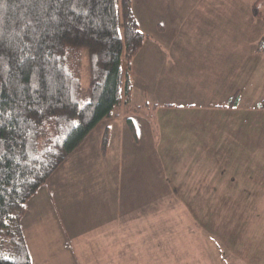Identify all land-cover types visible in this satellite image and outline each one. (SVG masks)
<instances>
[{
	"label": "rangeland",
	"instance_id": "1",
	"mask_svg": "<svg viewBox=\"0 0 264 264\" xmlns=\"http://www.w3.org/2000/svg\"><path fill=\"white\" fill-rule=\"evenodd\" d=\"M138 1L140 5L137 8L141 6L144 13L158 14L162 11L173 12L180 0H133V3L137 5ZM187 1L189 3L182 6L186 7L189 13H215L217 8L220 24L225 23L217 35L220 45H246L251 49V91L240 106L245 110L243 116L235 117V120L238 117V121L248 119L249 144L247 141L244 146L227 149L231 153L236 151L239 159H234L235 164L224 166L226 173L223 172L231 175L236 171H245L246 168L250 171L240 177V181L244 180V187L247 188L244 189V194L217 197V202L216 197H212L211 203V197L154 195L149 197L148 205L146 197L138 193L126 194L132 186L136 190L148 187L155 192L164 188L178 192L177 188L181 182L176 179L179 172L183 171L182 177H189L195 173L196 165L188 164L184 167L183 164H164L158 163L157 160L153 163L152 149L147 142H143L141 146H132V139H154L160 130L159 112L163 116L162 110L155 112L150 110L152 108H146L139 112V108L135 107L130 109L134 111L118 108L119 116L123 120L129 116L135 119L133 121L137 137L134 138L129 125L125 120L121 122V119H114L115 125H111L113 130L106 126L107 123H112L109 120H104L96 127L83 146L74 153L71 161L68 157L38 194L28 201L29 212L24 216L22 224L30 235L29 238H32L29 226L33 221L43 223L41 234L44 230L45 242H53L56 236L64 234L69 237L70 243L75 237L101 238L105 236L104 223H115L120 203L123 207L122 218L125 221L132 218V206L135 213L139 210L147 211L149 218L153 214L154 241L149 247L155 248V259H149V264H196L199 259L202 264H212V259H215L214 264H245L237 256L242 255V252L234 253L229 250L233 245H224L218 241L217 232L221 231L214 228L218 221L219 224H225L228 230L224 233L226 242L233 244L240 240L241 242L236 244L242 245L244 258L257 257L259 260L252 264H264V259H261L264 255V55L256 53L258 49L264 48V19L254 14L253 4L256 0H217V4L215 0ZM258 8L264 14V0L259 1ZM146 24L149 26L148 22ZM82 53L83 87L87 92L91 58L87 49ZM172 124L178 123L174 120ZM106 132L108 141L106 147L102 148ZM204 170L215 172L213 166L205 167ZM248 176L254 179H243ZM42 207H47V210L39 212ZM50 223H57L59 226L56 228ZM238 223L241 227L237 226ZM229 226L231 228H228ZM109 235L114 236L115 229H111ZM155 235L163 239H156ZM97 246L92 242L85 248L86 251L97 255ZM162 253L165 254L164 257L161 256ZM195 254L204 258H195ZM184 255H188L186 259H183ZM221 257L223 261L218 263ZM76 260L78 264L100 262L98 259H83L80 254Z\"/></svg>",
	"mask_w": 264,
	"mask_h": 264
},
{
	"label": "trees",
	"instance_id": "2",
	"mask_svg": "<svg viewBox=\"0 0 264 264\" xmlns=\"http://www.w3.org/2000/svg\"><path fill=\"white\" fill-rule=\"evenodd\" d=\"M148 36L133 0H0V264H34L28 201L102 121L132 107V61Z\"/></svg>",
	"mask_w": 264,
	"mask_h": 264
},
{
	"label": "crops",
	"instance_id": "3",
	"mask_svg": "<svg viewBox=\"0 0 264 264\" xmlns=\"http://www.w3.org/2000/svg\"><path fill=\"white\" fill-rule=\"evenodd\" d=\"M215 2L217 4V0ZM188 3L187 0H180L173 12L162 11L158 14H146L141 6L137 8L140 5L139 1L137 5L133 3L139 25L149 36L132 61L130 74L133 89L130 103L132 107H140L139 112L146 108H152L150 110L155 112L162 110L163 116L159 112L160 130L152 141L132 139L131 144L137 147L147 142L152 149L153 163L157 160L158 163L183 164L184 167L188 164L196 165L195 173H198L182 177L183 171H180L176 179L181 182L177 188L178 192L169 188L157 192L151 191L148 187L136 190L133 186L130 187V192H125L130 195L138 193L146 197V205L149 203V197L154 195L211 197L209 200L211 203L212 197H216L217 202V197L241 196L244 189H247L244 187V180L240 181L241 174L250 172L247 168L231 175L223 172L226 173L224 166L235 164L234 159H239L236 151L231 153L227 149L237 148L238 145L244 146L247 141L249 144L248 119L238 121V117L237 120L235 117L243 116L245 110L240 106L251 91L249 89L251 49L246 45H220L217 42V35L225 23L220 24L217 8L215 13H189L187 8L182 6ZM256 53L257 55L262 53L263 56L264 48L258 49ZM236 94L239 98L237 104H230V100ZM132 107L121 108L130 110ZM128 118L134 119L133 116L124 118L126 124ZM114 119H121V122L123 120L120 116L105 119L112 121L106 125L112 130V126L115 125ZM174 120L177 125L172 124ZM215 148L216 150H213ZM78 149L69 156L70 161ZM214 153L216 154L212 155ZM209 166H213L214 173L204 170ZM217 172L220 174H216ZM243 179L254 178L248 176ZM46 210L47 207H42L39 212ZM122 210L123 207L119 203L115 223H104L105 236L79 239L75 237L71 239V243L65 234L64 236L57 234L53 242H45L44 230L41 234L43 223L33 221L29 226L32 238H29L30 235L25 228L24 232L34 264H78L76 260L78 254L83 259H98L100 261L98 264H108L111 261H115L114 264H149V259H155V248L149 247L154 241L153 214L149 218L147 211L139 210L135 213L132 206V218L125 221L122 218ZM218 222L214 228L221 231V234L217 232L216 236L221 244L233 245L229 250H233L234 253L242 252V255L237 256L245 264L259 260L257 257L244 258L242 245L236 244L241 242L240 240L233 244L226 242L224 233L228 230L225 224ZM50 224L56 228L59 226L57 223ZM237 226L241 227V224L238 223ZM111 229H115L114 236L109 235ZM155 237L163 239L160 236ZM92 242L98 245L97 255L86 251V245ZM167 242L168 245L171 244L170 241ZM161 256L164 257L165 254L162 253ZM187 256L184 255L183 259ZM194 257L204 258L196 254ZM261 259H264V255ZM214 261L215 259H212L211 263L214 264ZM219 261H223L222 257L217 262ZM196 264H202V260L199 259Z\"/></svg>",
	"mask_w": 264,
	"mask_h": 264
}]
</instances>
